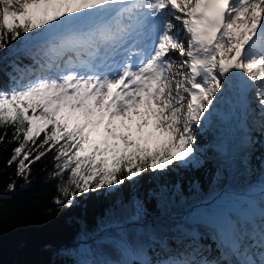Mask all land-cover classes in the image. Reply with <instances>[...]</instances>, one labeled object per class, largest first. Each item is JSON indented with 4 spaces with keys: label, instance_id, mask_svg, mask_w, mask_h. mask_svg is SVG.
Instances as JSON below:
<instances>
[{
    "label": "snow or ice",
    "instance_id": "6c2138e0",
    "mask_svg": "<svg viewBox=\"0 0 264 264\" xmlns=\"http://www.w3.org/2000/svg\"><path fill=\"white\" fill-rule=\"evenodd\" d=\"M0 50L14 82L0 87V144L9 129L16 144L6 164L31 183V166L54 151L59 207L149 169L198 166L195 127L213 116L264 129V0H0ZM21 53L29 64L10 59ZM261 197L258 220L234 215L228 193L206 197L189 212L192 243L160 242L155 260L128 235L137 205L100 226L115 229L124 259L99 264H264ZM201 229L226 259L196 244Z\"/></svg>",
    "mask_w": 264,
    "mask_h": 264
},
{
    "label": "trees",
    "instance_id": "16d2710c",
    "mask_svg": "<svg viewBox=\"0 0 264 264\" xmlns=\"http://www.w3.org/2000/svg\"><path fill=\"white\" fill-rule=\"evenodd\" d=\"M10 59L25 65L30 63L22 53ZM10 72V67L0 71V87L13 85ZM217 107L226 111L228 106L218 104ZM3 132L0 128V134ZM194 134L198 166L149 169L131 181L125 180L123 185L77 197L71 207H59L53 200L59 195L57 185L60 181L48 179L54 171L52 157L55 152H49L31 166L28 177L31 183H25L15 175L16 165L6 164L16 146L8 143L11 139L9 129L5 142L0 144V264L120 261L124 257L115 243V229L102 230L100 226L126 221L137 205L142 206V219L139 224H129L126 228L129 238L143 245L149 258L161 257L160 242L172 249L184 250L192 243L187 234L194 226L188 217L191 204L214 194L224 185L236 193L264 187V129L259 120L250 118L247 128H241L235 117L221 120L213 116L209 124L195 127ZM244 134L250 135L253 141H242ZM185 174L187 178L183 177ZM13 182L15 188L10 191L8 185ZM261 198L258 194L253 201L260 205ZM234 215L241 219L247 216L259 219V213ZM201 232L203 235L196 244L205 247L210 257L222 258L216 251L217 242L203 229ZM85 244L92 249L91 253L83 251Z\"/></svg>",
    "mask_w": 264,
    "mask_h": 264
},
{
    "label": "rangeland",
    "instance_id": "374dc122",
    "mask_svg": "<svg viewBox=\"0 0 264 264\" xmlns=\"http://www.w3.org/2000/svg\"><path fill=\"white\" fill-rule=\"evenodd\" d=\"M12 10H15V9H12ZM187 47V44H186V42H185V48ZM173 55H175V53H173ZM177 62H178V60H177ZM242 137V141H244L245 143H250V142H252L253 141V138L250 136V135H246V134H244V135H242L241 136ZM184 178H187L188 177V174H185L184 176H183ZM171 183V182H170ZM153 190L154 191H157V189H155V188H153ZM252 209V210H256L257 208H255L253 205H250L249 206V209Z\"/></svg>",
    "mask_w": 264,
    "mask_h": 264
},
{
    "label": "bare ground",
    "instance_id": "6f19581e",
    "mask_svg": "<svg viewBox=\"0 0 264 264\" xmlns=\"http://www.w3.org/2000/svg\"><path fill=\"white\" fill-rule=\"evenodd\" d=\"M186 42V41H185Z\"/></svg>",
    "mask_w": 264,
    "mask_h": 264
}]
</instances>
